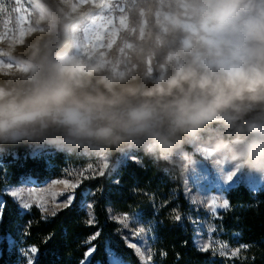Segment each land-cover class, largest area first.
Masks as SVG:
<instances>
[{
  "label": "clouds",
  "instance_id": "1",
  "mask_svg": "<svg viewBox=\"0 0 264 264\" xmlns=\"http://www.w3.org/2000/svg\"><path fill=\"white\" fill-rule=\"evenodd\" d=\"M193 30L157 77H117L34 46L0 86V154L46 142L64 154L142 151L170 160L217 129L243 170L264 174V0H197ZM49 27L57 19L49 16ZM60 134L52 137L51 130Z\"/></svg>",
  "mask_w": 264,
  "mask_h": 264
},
{
  "label": "trees",
  "instance_id": "2",
  "mask_svg": "<svg viewBox=\"0 0 264 264\" xmlns=\"http://www.w3.org/2000/svg\"><path fill=\"white\" fill-rule=\"evenodd\" d=\"M59 134L58 129L50 133L52 137ZM184 146L190 149L188 142ZM121 156L109 155L110 168L104 175L84 180L72 205L55 216H46L37 207L24 211L11 195L0 193V264H27L24 252L32 246L37 248L33 264H81L93 246L87 264H109V250L130 264H141L110 210L139 211L152 225L154 264H264V188L254 191L240 183L227 191L229 208L218 222L223 238L240 249L239 254L202 252L193 243V222L201 211L185 194L181 170L168 160H151L142 151L134 152L135 160L120 163ZM96 159L95 155L49 150L46 142H25L0 154V188L19 185L28 178H62L68 169ZM85 199H89L92 213L84 206ZM89 216L94 218L91 224ZM97 232L99 236L86 244ZM244 245L247 247H241Z\"/></svg>",
  "mask_w": 264,
  "mask_h": 264
},
{
  "label": "rangeland",
  "instance_id": "3",
  "mask_svg": "<svg viewBox=\"0 0 264 264\" xmlns=\"http://www.w3.org/2000/svg\"><path fill=\"white\" fill-rule=\"evenodd\" d=\"M196 3L197 0H0V86L11 87L19 74L26 71L22 61L38 43L54 55L66 56L93 70L117 77L137 72L150 83L151 80L147 78L160 74L161 65L169 53L176 51L193 30ZM49 16L57 19L54 27H49ZM232 141L233 134L219 129L207 131L188 141L190 149L183 145L168 161L181 170L185 194L190 203L201 211L196 220L197 226H202L200 235L207 240L206 229L212 225L216 228L212 233L213 239L235 250L223 238L224 232L218 222L221 214L229 208L227 191L240 183L250 187L247 182L249 177L260 184L259 188H264V181H261L264 174L243 170L234 156L226 149L217 147L231 144ZM95 157L96 160L85 165L68 169L62 178L44 181L26 179L31 181L28 187L36 190L35 202L29 209H24L10 194V190L21 187L22 182L0 188V193L11 195L24 211L33 207L40 209L38 205L44 203L48 211L41 212L46 216L51 215V209L57 208L59 211L65 208L61 205L73 193L75 199L79 187L70 189L63 184L53 185L52 182L67 180L71 184L79 180L80 185L84 180L99 176L85 171L90 164L98 171L99 165L107 162L105 173L110 168L109 155ZM130 158L136 159L134 152L122 154L120 163ZM234 170L240 176L233 181L232 186H225L223 174ZM81 172H84V176L80 175ZM224 187H227V191L220 190ZM213 198H217L218 203L226 200L228 207H217L213 214L208 208ZM88 204H91L89 199H85L84 206ZM89 210L92 213V207ZM123 214L110 210L112 219ZM126 214L129 217L128 227L118 219L114 220L119 224L127 244L140 246L139 238L132 233L136 228H144L148 236L153 238L149 241L152 252L155 238L152 225L142 218L139 211ZM137 216L139 221L135 222L133 218ZM30 248L24 252L27 264L30 258L34 263L37 256V252H28ZM152 256L149 264H154ZM225 256L233 255L229 253ZM121 258L124 264H130Z\"/></svg>",
  "mask_w": 264,
  "mask_h": 264
},
{
  "label": "snow or ice",
  "instance_id": "4",
  "mask_svg": "<svg viewBox=\"0 0 264 264\" xmlns=\"http://www.w3.org/2000/svg\"><path fill=\"white\" fill-rule=\"evenodd\" d=\"M107 162H104L99 165V170L97 171L96 168L93 167V165H88V168L85 169V171H91L93 175H104V169L107 168ZM81 176H84V172L80 173ZM240 175L237 174V171H231L230 173L223 174L222 179L225 186H232L233 181L236 180ZM85 178H88L85 176ZM261 181H264V177L261 178ZM30 180L22 181V186L19 188H14L10 190V194L15 197L20 205L24 209H29L32 204L35 202V193L36 190L34 188H29L28 184L30 183ZM116 183H119V181H115ZM247 182L249 183L250 187L255 191L259 188L260 184L253 180L252 178H247ZM53 185L55 184H63L65 188L75 189L79 186L80 181L77 180L75 183H69L67 180H59V181H53ZM221 191H227V187L221 188ZM51 194V193H49ZM86 195V194H85ZM74 199V193L73 195L69 196L61 205L62 207H69L72 205ZM42 212H47L48 209L46 208L44 203H40L38 205ZM87 208L91 209L92 205L88 204L86 206ZM217 207H223L227 208L228 203L226 200H224L222 203L217 202V198H213L212 203L208 205V208L213 214L215 213V209ZM57 208L51 209V215H56ZM46 219V217H45ZM113 219H118L125 227H128L129 217L128 214H123L119 217H113ZM176 219H180L179 216L176 217ZM191 219V217H189ZM133 220L135 222L139 221V217H134ZM94 222V218L89 216L88 223L91 224ZM194 231L196 232V235L193 237V243L196 245L197 249L202 252H207L211 248L214 253L218 252L221 256L231 254L233 256H236L239 254L240 249H229L228 245L226 243H223L219 240L213 239L212 233L216 231V228L212 225L207 226V234L208 238L205 240L201 235V227L197 226L198 222L194 221ZM141 233L143 235L141 236ZM132 235L137 236L139 238V245L136 244H130L129 247H132L136 253V255L140 258L141 264H149V261L151 259V256L153 253L151 252V244L149 243L150 239H153L148 236L147 231L144 228H136ZM99 236V232L95 233L93 236H91L88 240L85 241L86 244H90L91 241L95 240ZM215 246V247H213ZM241 247H247L246 245ZM95 250L94 246L89 248V250L85 253V261L87 260V257L91 255V253ZM28 252L35 254L37 252V248L35 246H32ZM109 256V264H124L123 259L118 256L115 252L109 250L108 253ZM85 261H82L81 264H85ZM28 264H33V259L30 258L28 260Z\"/></svg>",
  "mask_w": 264,
  "mask_h": 264
}]
</instances>
